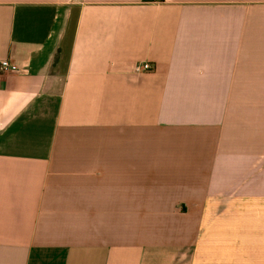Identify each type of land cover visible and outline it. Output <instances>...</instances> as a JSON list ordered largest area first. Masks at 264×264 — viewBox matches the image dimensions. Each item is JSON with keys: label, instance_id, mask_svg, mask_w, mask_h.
I'll return each instance as SVG.
<instances>
[{"label": "crops", "instance_id": "1", "mask_svg": "<svg viewBox=\"0 0 264 264\" xmlns=\"http://www.w3.org/2000/svg\"><path fill=\"white\" fill-rule=\"evenodd\" d=\"M1 60L0 264H264V0H0Z\"/></svg>", "mask_w": 264, "mask_h": 264}, {"label": "built area", "instance_id": "2", "mask_svg": "<svg viewBox=\"0 0 264 264\" xmlns=\"http://www.w3.org/2000/svg\"><path fill=\"white\" fill-rule=\"evenodd\" d=\"M16 69V66L9 62L8 60H1L0 61V73L6 72V71H14ZM151 66L149 63H141L134 66L133 71L135 73H141L145 71H150Z\"/></svg>", "mask_w": 264, "mask_h": 264}]
</instances>
